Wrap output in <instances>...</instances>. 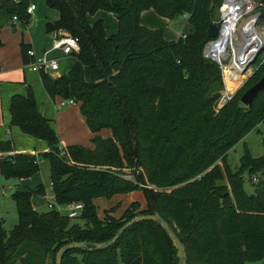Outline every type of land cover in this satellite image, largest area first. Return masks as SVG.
I'll use <instances>...</instances> for the list:
<instances>
[{
	"label": "trees",
	"instance_id": "1",
	"mask_svg": "<svg viewBox=\"0 0 264 264\" xmlns=\"http://www.w3.org/2000/svg\"><path fill=\"white\" fill-rule=\"evenodd\" d=\"M70 1L72 5L68 0H44L58 13L45 29L47 33L65 30L78 39L79 51L72 54L75 61L58 77L39 75L49 98L73 99L79 105L92 147H59L50 119L38 110L29 88L26 94L10 98V125L44 141L49 149L38 155L11 153L13 141H0V175L30 178L38 172L41 156L49 162L54 202H80L83 208L74 219L55 205L38 211L30 192L15 190L17 223L7 231L0 218V264H48L49 258L54 264L62 245L108 241L128 220L151 213L136 165L147 183L166 186L150 191L155 208L184 245V264L264 259V154L253 158L245 151L235 169L226 159L237 142L264 122V89L249 107L241 105L235 93L215 110L223 88L221 70L203 55L210 40L207 27L222 0ZM28 5L29 0H0L2 23L13 16L23 25L28 23ZM151 8L166 19L187 15L184 33L166 41L161 28L141 25V13ZM98 10L116 15L114 34H107L101 19L89 20ZM30 48V43L21 42L23 65L33 61L27 54ZM257 72L264 74V63ZM224 76L229 91L243 77L228 69ZM258 78L248 79L244 86ZM102 129L110 135L102 137ZM127 168L133 178L125 177ZM141 189L146 210L133 201L119 217L112 215L116 205L104 210L103 217L97 215L94 199ZM33 192L44 196L45 188L39 184ZM176 263L171 239L150 220L131 225L107 248L69 250L61 262Z\"/></svg>",
	"mask_w": 264,
	"mask_h": 264
},
{
	"label": "rangeland",
	"instance_id": "2",
	"mask_svg": "<svg viewBox=\"0 0 264 264\" xmlns=\"http://www.w3.org/2000/svg\"><path fill=\"white\" fill-rule=\"evenodd\" d=\"M32 1L37 6V10L34 13V17L36 16L34 34L37 37H42L41 41H45V44L47 43L46 49H49L52 44V39L45 36V26L46 23L51 22L52 18L56 17V14L53 10H49V8H47L44 0ZM219 16V9L215 10L213 14V21L218 20ZM1 19L2 18L0 17V24L2 25L0 27V42L2 43L0 46V141L13 139L15 146L19 149L33 148L34 144H32V140L37 141L34 147L36 146L39 152L34 154L38 155L39 153L43 152L41 151L42 148L39 146H41V144L44 145V141L27 136L16 128H11V130H9L10 124L8 107L10 98L12 95L17 93L26 94L30 88L36 100L38 110L41 111L45 117L50 119L58 138H65V140L69 142L72 140L70 139L71 137L74 136V138H76L77 135L79 138L78 141L80 142L78 144L85 147H90L92 144L90 142L89 131L82 121V118H80V116H78L79 118L73 117V113L70 112V105L66 103V100H63L60 97L56 98L55 100L49 98L38 80L40 73L32 72L28 65L22 64L19 53L20 44L22 41L27 42L26 40L30 38V31L23 26L20 20L15 22V29H12L10 24H6V22L2 23ZM90 19L92 22L94 20L101 19L108 35L114 34L116 32L117 20L115 14L104 10H98L94 15L90 16ZM186 20L187 16L185 14H180L173 19L163 18L151 8L141 13L140 24L142 23L143 25L153 29L161 28L163 31V38L166 41H175L180 35L184 33ZM29 22H32L34 25L33 20H30ZM55 55L59 56V68L57 71L50 72V74L57 73L63 75L67 73L69 67L75 61L74 56L69 55L66 57H60L61 54L59 51H52L49 54L50 57ZM208 59L214 61L211 58ZM224 62L226 65L230 64L231 57L228 56ZM256 70L257 68L252 67L251 70L245 72L242 77V82L238 83L239 85L241 83L242 84L230 92L226 88L224 76L225 73L223 75L221 70L223 88L220 91L218 100L215 102V110L218 111L225 104L221 102V97L225 91L231 94V98L235 93H237L239 99L242 93L247 88H249L248 85L244 86L245 83H247L246 81L255 76H259L260 78L263 75L260 74L261 72H257L255 74ZM239 103L243 105L240 100ZM108 133L109 130L105 129V131L102 132V135L106 137V134L108 135ZM245 151L248 152V154H250V156L253 158H258L264 154V122L259 123L242 140L237 142L227 152L226 159L231 169H235L239 165L240 158L245 153ZM38 165V172L27 179H17L12 177L7 178L0 175V218L3 220V226L7 231L11 230L18 220L15 202L12 198V193L15 190H27L30 192L31 201L39 211L50 209L48 207L49 203L55 205L61 213L65 214L67 211L65 205H57L54 202L48 160L40 156L38 157ZM129 170L130 168H127L125 173H128ZM125 177L133 178L129 173L125 174ZM39 184H42L45 188L44 196L37 195L33 192L36 186ZM147 186L153 188L156 191L166 190V186L157 187L151 183H147ZM7 187H10L11 189L7 190ZM245 187L247 189L249 188L248 182H245ZM3 188L6 189L5 194L1 193ZM133 201H138L140 203L141 209L146 210L148 208L147 200L142 189L124 194H117L110 199L106 197H100L99 199L94 200V205L96 207V213L99 217H103L104 210L110 209L116 205L115 209L113 207L114 210L112 215L119 217L124 209ZM79 222L82 223L81 221ZM48 264H51L50 258L48 259ZM244 264H264V259L258 261H246Z\"/></svg>",
	"mask_w": 264,
	"mask_h": 264
},
{
	"label": "built area",
	"instance_id": "3",
	"mask_svg": "<svg viewBox=\"0 0 264 264\" xmlns=\"http://www.w3.org/2000/svg\"><path fill=\"white\" fill-rule=\"evenodd\" d=\"M35 7V4H29L26 13L33 14ZM219 14V19L215 20L218 26V36L210 39L205 44L204 57L216 61L223 75L227 69L243 75L252 67L258 68L264 63V51L259 54L256 62L245 71H243L241 61L247 56H252L257 44H264V0H222L219 6ZM254 18H257V21ZM12 20H18L17 16H13ZM254 36H257V41L252 40ZM51 38V47L41 54H37L33 48L27 50V54L33 57V61L28 64L31 71L36 73L57 71L59 56L50 57L49 54L52 51H59L63 56L72 55L79 51L78 39L65 30L53 31ZM228 56L231 57V63L226 65L224 61ZM234 62L237 64L236 68L232 67ZM242 80L241 78L240 82ZM240 85L238 84L236 87ZM229 92L225 91L222 95L221 102L223 104L231 98ZM66 101L67 104H76L73 99H67ZM52 205L49 203L48 207L51 208ZM65 206L67 209L66 215L73 219L79 216L83 208L80 202H71Z\"/></svg>",
	"mask_w": 264,
	"mask_h": 264
},
{
	"label": "water",
	"instance_id": "4",
	"mask_svg": "<svg viewBox=\"0 0 264 264\" xmlns=\"http://www.w3.org/2000/svg\"><path fill=\"white\" fill-rule=\"evenodd\" d=\"M68 1L72 5L71 1L70 0ZM254 20L257 21V18H254ZM206 34L209 39H212L218 36V26L215 21H211L209 23L207 30H206ZM263 51H264V44L262 45L257 44L256 49L254 53L252 54V56L250 57L247 56L241 61V63L243 64V71H245L249 66L253 65L256 62L259 54L262 53ZM263 89H264V74L259 78L258 81H256L253 85H251L249 88H247L242 93V95L240 96V102L244 106H247V107L251 106L254 98H256L259 92L262 91ZM135 170L137 171V174L140 177L141 186L146 191V195L148 197V201H149L152 212L147 213V214H140L128 220L116 231L115 235L108 241L93 243L92 246H88L83 241H73L71 243L62 245L55 254L54 264H61L64 254L67 251L72 250V249L80 248V249L91 250L93 248L95 249L107 248L110 245H112L128 227H130L131 225L137 222L144 221V220L154 221L161 226V228L165 231V233L171 239L177 251V263L176 264H184L185 251H184L183 243L180 241L179 237L177 236L175 231L172 229V227L169 225V223L165 219L162 218V216L159 214V212L155 208L152 195H151V191H150V187L147 186V182L145 178L142 176L140 168L137 165L135 166Z\"/></svg>",
	"mask_w": 264,
	"mask_h": 264
},
{
	"label": "crops",
	"instance_id": "5",
	"mask_svg": "<svg viewBox=\"0 0 264 264\" xmlns=\"http://www.w3.org/2000/svg\"><path fill=\"white\" fill-rule=\"evenodd\" d=\"M35 4L32 0H29V4ZM35 6H36V4H35ZM37 10V6L35 7V10L33 11V14H31L30 16H31V18H30V20H33V23H34V25L32 24V22H29L28 21V23H26V24H24L23 26L24 27H26V29H28L29 31H30V38L29 39H27L26 41L27 42H25V43H30L31 45H32V48L36 51V53L37 54H41L44 50H46V44H45V41L44 42H42L41 41V39H42V37H37V36H35V34H34V26H35V23H36V16L34 17V13H35V11ZM49 10H51V9H49ZM54 12H55V14H56V17L55 18H52L51 19V21L53 20H55V19H57V17H58V13L55 11V10H53ZM187 16V15H186ZM89 20L91 21V19L89 18ZM117 20V19H116ZM16 21H18V20H16ZM16 21H13L12 19H10L9 21H7L6 22V24H10L11 25V27H12V29H15V22ZM12 24L14 25V27L12 26ZM141 25H143L142 23H141ZM143 26H145V25H143ZM145 27H147V28H149L148 26H145ZM150 29H153V28H150ZM43 36V35H42ZM45 36L48 38H50V39H52L51 38V33H47L46 31H45ZM1 45H2V43H1ZM0 45V46H1ZM19 53H20V51H19ZM69 56V55H68ZM60 57H66V56H63V55H61ZM20 60H21V56H20ZM22 62V61H21ZM23 64V63H22ZM72 66V65H71ZM70 66V67H71ZM69 67V68H70ZM69 70V69H68ZM33 72V71H32ZM51 77H58V76H60L61 74H50V73H48ZM39 79V82H40V84H41V80H40V75H39V77H38ZM43 88V87H42ZM44 90V89H43ZM48 96V95H47ZM56 98H58V97H55L54 99H52V100H55ZM64 100V99H63ZM68 105H70V112L71 113H73V117H75V118H77L78 116H80V118H82V121L84 122V118H83V116L81 115V113H80V111H79V105L76 103V104H68ZM59 108V107H58ZM41 112V111H40ZM41 114L43 115V113L41 112ZM57 116H58V114H57ZM79 118V117H78ZM51 122V121H50ZM9 124H10V120H9ZM84 124H85V122H84ZM86 125V124H85ZM87 127V126H86ZM9 130H11V128H16V127H14V126H12V125H9ZM16 129H18V128H16ZM88 129V128H87ZM8 130V131H9ZM19 130V129H18ZM88 131H89V129H88ZM105 131V129H102L100 132H99V134L102 136V137H104L103 135H102V132H104ZM89 135H90V138H91V133H90V131H89ZM110 135V131H109V133H108V135L106 134V137L107 136H109ZM28 136V135H27ZM59 139V142H58V146L59 147H66L68 144H78V143H80L79 141H78V137H77V135H76V138H74V136L73 137H71L70 139H72V140H70L69 142L68 141H66L65 140V138H58ZM2 141V140H1ZM12 141H13V139H12ZM77 141V142H76ZM36 143H37V141H33L32 140V144H34V145H36ZM34 145H33V148H28V149H19V148H17L16 146H15V143L13 142V148H14V151L13 152H11V153H16V152H26V153H36V152H39V150L36 148V146L34 147ZM39 147H41L42 149H41V151H47L49 148H48V146H47V144L45 143L44 145L43 144H41V146H39ZM90 147H92V145L90 146ZM11 188L10 187H7V190H10ZM1 193L2 194H5L6 193V189L5 188H3L2 189V191H1ZM96 199H99V198H96ZM95 200V199H94ZM31 204H32V206H33V208L34 209H36V210H38L37 208H36V206H34L33 205V203H32V201H31ZM39 211V210H38Z\"/></svg>",
	"mask_w": 264,
	"mask_h": 264
},
{
	"label": "bare ground",
	"instance_id": "6",
	"mask_svg": "<svg viewBox=\"0 0 264 264\" xmlns=\"http://www.w3.org/2000/svg\"><path fill=\"white\" fill-rule=\"evenodd\" d=\"M252 40H254V41L256 40V41H257V36H254V37L252 38ZM232 67H233V68H236V67H237L236 62H234V63L232 64ZM239 67H240V66H239ZM226 71H227V70H226ZM226 71H225V72H226ZM239 74H240V73H239Z\"/></svg>",
	"mask_w": 264,
	"mask_h": 264
}]
</instances>
